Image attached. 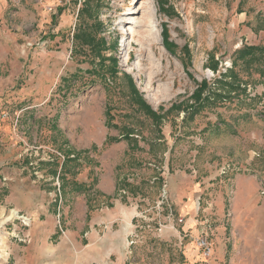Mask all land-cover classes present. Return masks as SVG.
I'll return each mask as SVG.
<instances>
[{
    "label": "rangeland",
    "instance_id": "1",
    "mask_svg": "<svg viewBox=\"0 0 264 264\" xmlns=\"http://www.w3.org/2000/svg\"><path fill=\"white\" fill-rule=\"evenodd\" d=\"M81 4L0 0V264H264V56L237 60L264 48V0H105L102 69L73 46ZM235 60L241 90L165 114ZM80 152L86 195L60 189Z\"/></svg>",
    "mask_w": 264,
    "mask_h": 264
},
{
    "label": "trees",
    "instance_id": "2",
    "mask_svg": "<svg viewBox=\"0 0 264 264\" xmlns=\"http://www.w3.org/2000/svg\"><path fill=\"white\" fill-rule=\"evenodd\" d=\"M105 4V0H82L81 7L77 12V24L76 31L73 35V46L75 49L83 50V48H87L89 53L88 56L91 58V64H95L96 61L98 67L100 69L103 68V64L106 62L104 58V52L109 48L106 46V41L104 37L101 36L103 24L99 21V13ZM117 42L113 45V50L116 49ZM165 49L171 51V45L165 40L163 43ZM264 56V48L263 47H253V46H244L241 50L237 52V60H242L247 62L248 59L252 61H259ZM107 61L111 62V67L109 68V73L111 76H116V63L115 59L111 57ZM236 66V60L232 63V68L227 70L225 74H222L219 82H223L224 91L219 93L217 89H210L207 82L202 81L197 84V88L193 92L190 97V102L188 101L186 104L174 105L168 111L165 112L166 115L176 111H182L185 114L186 118L193 119L195 115H197L204 108L213 105L215 101H222L225 97L224 94H232L241 90L239 85L236 83V75L234 73V67ZM212 71H216V65H212L210 67ZM106 73V72H105ZM229 79L230 81H225ZM130 86H131V100L133 105L142 112L144 115L152 118L155 122L161 121L166 115H157L154 111L151 110L148 104L141 99L138 95L137 90L132 85L131 80L128 78ZM187 105V106H186ZM185 106V107H184ZM109 127L112 125H108ZM115 127V126H114ZM126 136V135H125ZM85 154L83 153H74L67 154L65 159L60 167V189L64 191L66 187L70 186L71 194H89L90 187H93L95 181L91 186H87L85 184H79L74 180L69 181L67 176H74V170L79 167V159L81 156Z\"/></svg>",
    "mask_w": 264,
    "mask_h": 264
},
{
    "label": "built area",
    "instance_id": "3",
    "mask_svg": "<svg viewBox=\"0 0 264 264\" xmlns=\"http://www.w3.org/2000/svg\"><path fill=\"white\" fill-rule=\"evenodd\" d=\"M178 223H183V218L179 217L177 220ZM195 245L198 251L201 253V256L204 260H207L212 257L214 254L213 243L210 241L207 233L202 232L196 239Z\"/></svg>",
    "mask_w": 264,
    "mask_h": 264
},
{
    "label": "crops",
    "instance_id": "4",
    "mask_svg": "<svg viewBox=\"0 0 264 264\" xmlns=\"http://www.w3.org/2000/svg\"><path fill=\"white\" fill-rule=\"evenodd\" d=\"M197 232V231H196ZM195 232V233H196ZM99 242L100 241H98V240H93L92 241V243H90L89 244V247H92V251L93 250H96V251H100V250H102V249H104V247H102V248H100V246H98V244H99ZM190 251V250H189ZM97 254V256L96 257H94L93 255H91V260L94 262V261H100V260H102V263H104V260L105 259H107L108 258V256L110 255V253H107V254H102V257L100 258V254H98V253H96Z\"/></svg>",
    "mask_w": 264,
    "mask_h": 264
},
{
    "label": "bare ground",
    "instance_id": "5",
    "mask_svg": "<svg viewBox=\"0 0 264 264\" xmlns=\"http://www.w3.org/2000/svg\"><path fill=\"white\" fill-rule=\"evenodd\" d=\"M124 28H125V27H124ZM124 34H126V36L129 34V33L127 32V29L124 30ZM127 45H128V38H126L125 41L122 43V47H123L124 49H126Z\"/></svg>",
    "mask_w": 264,
    "mask_h": 264
}]
</instances>
